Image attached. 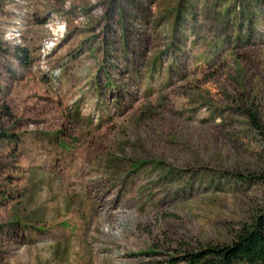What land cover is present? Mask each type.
<instances>
[{"label": "rangeland", "instance_id": "rangeland-1", "mask_svg": "<svg viewBox=\"0 0 264 264\" xmlns=\"http://www.w3.org/2000/svg\"><path fill=\"white\" fill-rule=\"evenodd\" d=\"M0 264H188L264 209V0H0Z\"/></svg>", "mask_w": 264, "mask_h": 264}, {"label": "trees", "instance_id": "trees-1", "mask_svg": "<svg viewBox=\"0 0 264 264\" xmlns=\"http://www.w3.org/2000/svg\"><path fill=\"white\" fill-rule=\"evenodd\" d=\"M245 114L248 123L264 136L256 113L248 110ZM184 258L188 264H264V209L249 224L241 225L228 244L206 247Z\"/></svg>", "mask_w": 264, "mask_h": 264}]
</instances>
